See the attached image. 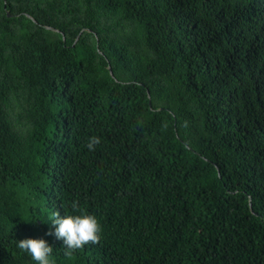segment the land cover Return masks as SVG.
<instances>
[{
    "label": "trees",
    "instance_id": "1",
    "mask_svg": "<svg viewBox=\"0 0 264 264\" xmlns=\"http://www.w3.org/2000/svg\"><path fill=\"white\" fill-rule=\"evenodd\" d=\"M57 211L97 241L65 255ZM26 237L55 264H264V0H0V264H36Z\"/></svg>",
    "mask_w": 264,
    "mask_h": 264
},
{
    "label": "clouds",
    "instance_id": "2",
    "mask_svg": "<svg viewBox=\"0 0 264 264\" xmlns=\"http://www.w3.org/2000/svg\"><path fill=\"white\" fill-rule=\"evenodd\" d=\"M101 142V137L90 136L86 141L87 148L91 151ZM73 208L77 205L74 202ZM52 226L46 233L54 235L65 246V255H70L72 250L83 247L89 241L95 242L99 238L100 225L93 214L81 211L79 214H61L53 212L47 220ZM17 247L30 254L36 264H55L52 259L53 246L43 237H26L17 240Z\"/></svg>",
    "mask_w": 264,
    "mask_h": 264
},
{
    "label": "water",
    "instance_id": "3",
    "mask_svg": "<svg viewBox=\"0 0 264 264\" xmlns=\"http://www.w3.org/2000/svg\"><path fill=\"white\" fill-rule=\"evenodd\" d=\"M112 74H113V72H112Z\"/></svg>",
    "mask_w": 264,
    "mask_h": 264
}]
</instances>
